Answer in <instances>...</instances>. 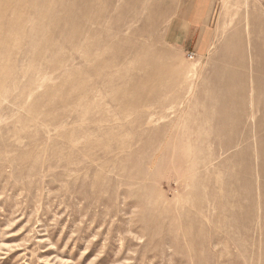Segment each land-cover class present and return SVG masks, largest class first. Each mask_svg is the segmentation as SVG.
<instances>
[{
    "label": "rangeland",
    "instance_id": "rangeland-1",
    "mask_svg": "<svg viewBox=\"0 0 264 264\" xmlns=\"http://www.w3.org/2000/svg\"><path fill=\"white\" fill-rule=\"evenodd\" d=\"M0 264H264V0H0Z\"/></svg>",
    "mask_w": 264,
    "mask_h": 264
}]
</instances>
